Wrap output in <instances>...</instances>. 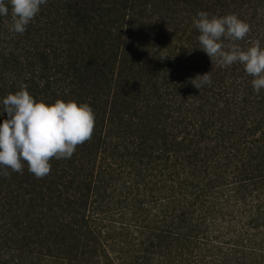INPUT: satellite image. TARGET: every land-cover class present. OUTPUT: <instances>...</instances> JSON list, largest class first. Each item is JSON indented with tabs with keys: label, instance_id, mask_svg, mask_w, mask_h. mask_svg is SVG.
I'll return each mask as SVG.
<instances>
[{
	"label": "trees",
	"instance_id": "16d2710c",
	"mask_svg": "<svg viewBox=\"0 0 264 264\" xmlns=\"http://www.w3.org/2000/svg\"><path fill=\"white\" fill-rule=\"evenodd\" d=\"M200 11L236 14V43L264 48V0H61L43 47L4 58L0 124L22 85L96 121L48 176L0 175L3 237L49 238L44 264H264V89L200 49Z\"/></svg>",
	"mask_w": 264,
	"mask_h": 264
},
{
	"label": "clouds",
	"instance_id": "9594fccd",
	"mask_svg": "<svg viewBox=\"0 0 264 264\" xmlns=\"http://www.w3.org/2000/svg\"><path fill=\"white\" fill-rule=\"evenodd\" d=\"M46 3L47 0H0V16L9 15L10 4L9 31L22 35ZM197 16L194 27L200 32V49L212 62L218 58L221 67L243 65L246 74L253 77L255 93L259 94L264 89V48L259 41L246 50L236 43L245 39L251 26L236 14L210 16L200 11ZM224 41L229 43L225 45ZM167 57L162 53L160 59ZM210 73L197 75L191 83L200 90L206 85L210 87ZM2 103L8 116L0 124V175L3 177L9 178L12 172L23 174L27 164L28 171L37 179L44 178L51 173L53 158L70 159L77 146L93 137L96 114L88 103L62 99L52 104L37 102L24 85L9 93Z\"/></svg>",
	"mask_w": 264,
	"mask_h": 264
},
{
	"label": "rangeland",
	"instance_id": "374dc122",
	"mask_svg": "<svg viewBox=\"0 0 264 264\" xmlns=\"http://www.w3.org/2000/svg\"><path fill=\"white\" fill-rule=\"evenodd\" d=\"M60 3L61 0H47L22 35L9 31L12 19L11 6L8 5L9 15L0 16V68L10 52L23 54L24 48L29 49L31 43L36 40L42 45L40 47H43V39L50 36V30L45 28L46 23L58 16L56 10ZM3 229H7V226ZM12 231L17 235L15 241L3 237L5 232L0 229V264H44L45 261L41 260L40 256L45 255L50 248L51 240L49 238L45 240L43 236L33 237L32 231L26 234L18 228ZM23 235L27 236L25 240L22 239Z\"/></svg>",
	"mask_w": 264,
	"mask_h": 264
}]
</instances>
